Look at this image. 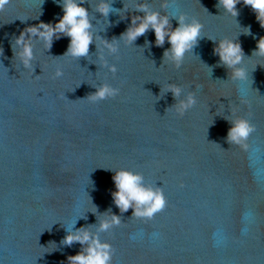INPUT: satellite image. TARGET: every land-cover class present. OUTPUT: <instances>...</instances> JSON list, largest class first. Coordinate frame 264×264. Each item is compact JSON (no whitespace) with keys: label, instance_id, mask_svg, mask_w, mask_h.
Here are the masks:
<instances>
[{"label":"water","instance_id":"obj_1","mask_svg":"<svg viewBox=\"0 0 264 264\" xmlns=\"http://www.w3.org/2000/svg\"><path fill=\"white\" fill-rule=\"evenodd\" d=\"M60 2L11 0L0 12V264H67L81 245L60 243L65 228L94 226L109 209L121 216L119 226L99 233L115 249L112 264H264V57L251 56L264 28L255 12L243 0L237 17L218 0H147L173 28L171 17L181 12L203 25L180 69L164 63L170 44L157 46L149 29L133 44L121 40L115 55L104 49L114 75L99 59L102 40L76 59L64 55L70 37L62 34L51 49L33 38L30 72L14 57V38L29 25L58 21ZM138 2L112 0L116 9L128 6L123 18L115 10L103 17L96 0L84 6L93 32L111 40L132 15H143ZM223 37L239 41L247 80L228 79L219 64L214 40ZM57 66L63 75L54 78ZM103 82L119 94L85 98ZM169 82L181 85L182 97L196 94L183 116L170 108ZM226 116L254 125L247 147L227 142ZM116 168L162 187L166 207L150 220L132 217L131 208L120 213L111 195Z\"/></svg>","mask_w":264,"mask_h":264},{"label":"clouds","instance_id":"obj_2","mask_svg":"<svg viewBox=\"0 0 264 264\" xmlns=\"http://www.w3.org/2000/svg\"><path fill=\"white\" fill-rule=\"evenodd\" d=\"M11 0H0V12H3ZM240 0H218L216 7L223 9L225 13L237 17L239 15L236 5ZM243 4L249 6L256 14V19L264 28V0H243ZM60 6L63 9V15L58 21L46 23L40 21L38 24L29 25L14 38L12 50L14 57L17 58L25 69L34 72L33 61V38L43 41L46 49H51L53 38L65 35L70 37L68 48L64 55L79 59L87 57L90 53V45L96 40H102L103 48L99 50V59L102 64L114 75L117 72L115 63H109L105 59L104 49L111 55L119 52V42L123 40L126 44H133L137 37L145 35L149 29L154 30L155 44L163 46L167 38L170 47L165 49L163 55L164 63H170L176 69H180L185 60V54L191 53L202 37L203 25L195 16L189 17L185 13H179L175 17L178 25L173 28L170 16L166 12L154 9L147 0L135 4L134 9L142 12L143 15H132L131 23L126 31L120 34L119 38L113 37L111 40L103 38L93 32L94 25L89 16L88 9L84 6V0H61ZM166 4H161L160 8H166ZM115 10L116 13L129 11L128 6L124 4L123 9H116L112 6V0H96L95 11L107 18L109 13ZM38 18V17H36ZM21 21H24L21 19ZM244 34L249 35L250 27H244ZM214 53L219 56V64L230 70L228 79L234 81H245L248 78L247 71L243 66L245 60L244 51L237 39L223 37L220 40H214ZM149 44L148 41L145 42ZM3 51V50H2ZM0 51V53H2ZM251 56L264 57V36L257 40L256 48ZM63 69L60 66L55 68L53 77H61ZM95 87V91L89 93L85 98L90 102H99L108 98L116 97L120 89L110 83L103 82ZM199 87V85H197ZM165 92H171L175 103L170 106L171 109L183 116L189 109L197 103V97L194 91H188L186 95L181 96L182 87L175 82H169L164 86ZM244 102V101H242ZM231 123L228 129L226 140L232 145L247 147L246 141L249 135L254 131V125L244 118L238 117L230 119ZM112 179L115 190L111 195L114 204L120 213L126 212L129 208L132 211V217L150 220L154 215L162 211L167 204L163 188L160 186L146 185L143 182V176L137 171L129 168H116L113 170ZM121 224V216L109 209L102 216L97 218L96 225H86L80 228H65L66 235L61 240V244L71 246L78 242L81 245L80 251L67 257V264H112L115 249L108 240L100 238V232H107L114 226ZM93 227L97 231H92Z\"/></svg>","mask_w":264,"mask_h":264}]
</instances>
